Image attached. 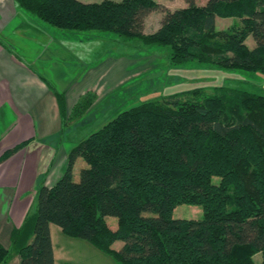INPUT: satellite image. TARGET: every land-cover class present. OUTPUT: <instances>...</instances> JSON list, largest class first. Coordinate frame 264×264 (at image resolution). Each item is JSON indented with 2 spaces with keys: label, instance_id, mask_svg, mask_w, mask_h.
<instances>
[{
  "label": "trees",
  "instance_id": "obj_1",
  "mask_svg": "<svg viewBox=\"0 0 264 264\" xmlns=\"http://www.w3.org/2000/svg\"><path fill=\"white\" fill-rule=\"evenodd\" d=\"M186 1L144 34L154 0H15L59 30L168 47L174 68L264 75V0ZM218 18H237L242 26L219 32ZM56 96L64 117L65 97ZM78 159L85 165L77 180ZM182 204L200 205L203 219H175ZM108 218L117 219L116 229ZM31 224L32 242L18 249L21 264H55L51 224L117 264H256L259 253L264 264V95L196 88L120 113L71 151L63 177L40 190ZM117 241L124 243L120 250L113 248ZM10 258L0 244V264Z\"/></svg>",
  "mask_w": 264,
  "mask_h": 264
},
{
  "label": "crops",
  "instance_id": "obj_2",
  "mask_svg": "<svg viewBox=\"0 0 264 264\" xmlns=\"http://www.w3.org/2000/svg\"><path fill=\"white\" fill-rule=\"evenodd\" d=\"M79 34L85 33L59 30L23 10L15 0H0V244L11 252L5 264H21L18 249L33 240L31 222L40 190L53 187L63 177L71 151L87 138L73 141L71 136H78L82 129L79 122L68 126L86 88L91 90L92 81L84 73L86 61H96L95 51L87 47L90 42ZM56 93L65 97L67 121ZM82 167L74 169L75 178ZM111 227L116 229L117 222ZM18 231L22 233L15 243ZM50 232L55 264H117L89 242L69 238L54 224ZM123 245L117 241L113 248L120 250Z\"/></svg>",
  "mask_w": 264,
  "mask_h": 264
},
{
  "label": "rangeland",
  "instance_id": "obj_3",
  "mask_svg": "<svg viewBox=\"0 0 264 264\" xmlns=\"http://www.w3.org/2000/svg\"><path fill=\"white\" fill-rule=\"evenodd\" d=\"M157 1L158 7L144 19V34H152L157 31L166 11L174 12L185 5L188 6L186 0ZM196 3L202 6L206 4V0H197ZM218 19L217 30L219 32L242 26L241 21L237 18ZM79 36L85 37L90 42L87 43L90 44L87 47L88 50L95 51L96 61H89V59L86 61L84 73L89 75V79L92 81L91 90L86 88L88 91L86 96L69 118L68 126L79 122L78 126L82 129L78 136H71L70 139L75 142L81 141L86 136L88 138L95 130H100L120 113L146 101L161 100L168 95L196 88H202L208 94L214 93L218 88L226 87L247 89L264 95V75L261 73L224 71L216 67L197 64H192L190 68H174L169 64L170 49L168 47L145 46L138 39L105 33L88 32L79 34ZM254 43L255 41L251 40V37L247 38L246 44L249 48ZM82 49L79 53H82ZM99 56H101L100 60L97 59ZM80 74H82V70ZM106 97V101H103ZM95 106L96 108L91 111L90 109ZM89 110L91 111L89 115L82 120ZM63 119L67 121L66 114ZM96 119L98 120L96 121ZM89 124H93V126L85 129V126L87 127ZM80 165H85L83 159H78L75 162L74 169H79ZM214 182L218 184L220 179L214 178ZM203 215V208L195 204H182L173 213L175 219L189 220H201ZM107 221L110 226H113L117 219L108 218ZM254 260L256 264H261L262 254H257Z\"/></svg>",
  "mask_w": 264,
  "mask_h": 264
}]
</instances>
